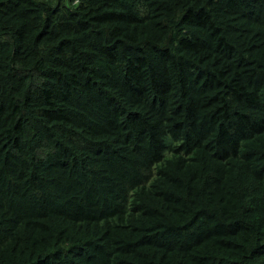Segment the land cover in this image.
<instances>
[{
    "label": "trees",
    "instance_id": "obj_1",
    "mask_svg": "<svg viewBox=\"0 0 264 264\" xmlns=\"http://www.w3.org/2000/svg\"><path fill=\"white\" fill-rule=\"evenodd\" d=\"M0 264H264V0H0Z\"/></svg>",
    "mask_w": 264,
    "mask_h": 264
}]
</instances>
